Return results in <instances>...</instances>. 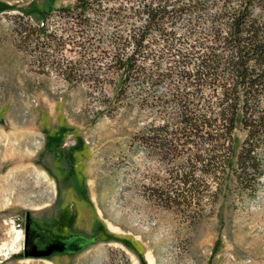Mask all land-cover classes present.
<instances>
[{
  "label": "rangeland",
  "instance_id": "rangeland-1",
  "mask_svg": "<svg viewBox=\"0 0 264 264\" xmlns=\"http://www.w3.org/2000/svg\"><path fill=\"white\" fill-rule=\"evenodd\" d=\"M74 1L0 0V264H264V168L249 193L228 174L216 195L199 180L189 203L166 206L152 189L200 169L148 154L140 131L160 120L133 108L102 113L113 82L95 90L63 79L57 63L78 57L65 33L59 53L36 40L47 10L49 30L71 26L57 8ZM232 137L235 153L243 133ZM26 215L46 246L24 259Z\"/></svg>",
  "mask_w": 264,
  "mask_h": 264
},
{
  "label": "trees",
  "instance_id": "trees-1",
  "mask_svg": "<svg viewBox=\"0 0 264 264\" xmlns=\"http://www.w3.org/2000/svg\"><path fill=\"white\" fill-rule=\"evenodd\" d=\"M57 10L70 19L67 30H49L47 10L34 31L42 52L59 53L63 34L70 37L78 57L57 63L63 79L95 90L113 82L101 112L133 108L160 120L140 131L148 133L141 143L148 154L200 169L197 178L170 175V187L153 194L166 206L183 205L197 181H213L216 195L228 174L249 193L264 168V0H75ZM237 128L243 139L233 153ZM184 145L196 148L177 151Z\"/></svg>",
  "mask_w": 264,
  "mask_h": 264
},
{
  "label": "flooded vegetation",
  "instance_id": "flooded-vegetation-1",
  "mask_svg": "<svg viewBox=\"0 0 264 264\" xmlns=\"http://www.w3.org/2000/svg\"><path fill=\"white\" fill-rule=\"evenodd\" d=\"M24 242L21 250V256L27 259L30 254V250H35L40 252V248L46 246V239L42 235V230H40L35 225L31 224L30 217L25 216V225L23 226ZM56 241H62L61 239H56ZM42 252V251H41ZM41 257L43 254H40Z\"/></svg>",
  "mask_w": 264,
  "mask_h": 264
}]
</instances>
